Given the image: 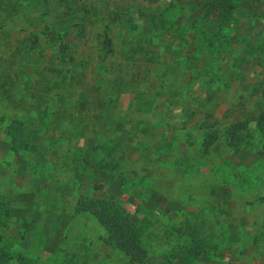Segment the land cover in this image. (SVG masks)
I'll return each mask as SVG.
<instances>
[{"label": "rangeland", "instance_id": "obj_1", "mask_svg": "<svg viewBox=\"0 0 264 264\" xmlns=\"http://www.w3.org/2000/svg\"><path fill=\"white\" fill-rule=\"evenodd\" d=\"M174 1L0 0V264H264V162L231 175L235 155L215 165L203 141L195 154L193 139L215 123L185 132L172 122L201 120L232 68L228 44L212 57L167 33L151 43ZM208 1L180 0L205 13L181 12L177 31L213 30ZM231 1L255 14L239 24L246 39L263 35L264 0ZM112 18L138 29L124 27L118 42ZM212 38L198 42L213 49ZM189 89L190 118L175 103ZM239 110L235 153L252 120Z\"/></svg>", "mask_w": 264, "mask_h": 264}, {"label": "crops", "instance_id": "obj_2", "mask_svg": "<svg viewBox=\"0 0 264 264\" xmlns=\"http://www.w3.org/2000/svg\"><path fill=\"white\" fill-rule=\"evenodd\" d=\"M189 15L192 16V13ZM261 18L264 19V17H261ZM250 21L252 24H256L255 22L256 20H250ZM120 24H121L120 22H112L110 26V30L112 29L114 30V36L116 34V37L118 38V42L119 40H121L120 39L121 33H122V37L124 35V26H121ZM103 28L105 29V26ZM252 30L251 29L248 30V33ZM241 31H244V30H241ZM252 35L253 34L249 35L246 41L248 45H245L243 43H240L238 45H236V43L234 44V47L232 51L230 52V54H232L231 56L232 68L231 69L228 68L229 71L226 74V76L228 75L230 78L226 80V83L223 80L222 87L220 88V90L217 89L218 88L217 81L215 83V86L212 85L211 87L217 90L209 89V91L214 92V94H212L210 102L207 101V104H209V106L207 105L205 111L203 112L202 119L198 120V122L193 121L186 125L179 124L177 118H174L172 120L174 125L178 127L184 126L183 130H185V132L193 130L194 127H197V129H200V127L202 126L201 128L202 130L206 129L204 127L206 124H208L209 121L211 124L215 123L216 125L215 124L213 125L217 127L216 132L209 130V132L211 133L204 132L205 135H199L193 139V142L197 144L195 154L200 153V150L198 149V147L200 146L199 142L203 141L200 143H205L206 139H208L207 146L206 148L203 147V150H207L209 153H211L212 157L210 159L212 160V162L215 163V165L224 163L230 160L232 155H235L233 162L235 161L237 163H240V165L236 164L235 168L232 167L233 171L230 170L231 175H234L235 171H238V172L242 171V169H240L242 166L251 167V165L254 166V165H257L258 163L264 162V134H263L264 133V115L260 114V115H263V117L261 116L260 119H258L259 122L253 116V113H256V111L258 110H261L264 113V34L257 38L256 36L253 37ZM114 38L115 37L111 35V41L113 45L118 46V43L114 41ZM239 48H241L242 51H244L246 55L241 56L238 51ZM260 68H262V70H260ZM192 71L193 70H191L190 73L189 71L184 72L183 75L184 76L186 75V78H190L192 75ZM215 80H217V78ZM189 94L191 96H189ZM196 95H197L196 89H189V90H184V97L187 98L186 100L175 99L176 104L184 106V107L180 106V110L178 114H181V109H182V113H184L187 117L190 118V116L193 114L192 109L190 107V103L192 100L191 98L196 97ZM205 102L206 101L204 100L201 101V103H205ZM259 102L261 103L260 105H259ZM231 107L233 110L231 109ZM235 107L240 109L238 111V113H240L239 119H241V115L244 114V111L247 112L252 118V120L249 121L248 123L250 124V126L247 132V136H248L247 138L249 137L251 138L250 135L254 136V138H251L253 139L252 143H250L249 141L250 138L249 140H247L248 142L245 143L246 151H239L237 153H235L233 150L237 142V140L233 137L238 138V140H240V137L234 133L235 130L233 128H237V127L240 128L241 125L238 124L239 122H236L238 121L237 120L238 116H234ZM231 114H233V117H230ZM252 123L253 125H251ZM207 129H209V127ZM228 130H230V133L232 135L229 134ZM214 133L217 134L218 137L214 138L215 137ZM202 137H204L203 140H202ZM257 141H260L261 144L258 143ZM255 143L256 145H259V149L262 152L258 153L257 148L252 149L255 147ZM184 144H187V143L184 142ZM218 148H220V150ZM243 157L244 159L245 158L246 159L244 160ZM182 159L184 161H187L192 158L188 155V152H187L185 153V156H182ZM247 160L248 161L251 160L250 163H246L245 161ZM204 166L205 165L201 167H204ZM259 175L261 176V179L259 182H261L262 178L264 181V170H262V172ZM257 186L259 188V192L261 193V196H264V188L260 187L259 185ZM239 187L241 186L239 185L238 188ZM253 235H256V234H253ZM252 240L253 239L247 241L245 245L246 250L248 249V244L252 243Z\"/></svg>", "mask_w": 264, "mask_h": 264}, {"label": "trees", "instance_id": "obj_3", "mask_svg": "<svg viewBox=\"0 0 264 264\" xmlns=\"http://www.w3.org/2000/svg\"><path fill=\"white\" fill-rule=\"evenodd\" d=\"M222 1H223L222 4H221L220 0H219V2L217 0H209L207 3L206 9H210V10H208L209 12H211V10H214L216 12V18H212L211 22H210L211 26L213 27V30H211V31H208L207 29L201 30V28H200V29H190L188 31H186V30L177 31V28H176L177 26L175 25L174 20H175V17L178 16L181 12L183 15H187L188 12H191L192 14L194 13L198 17V16L202 15L203 13H205V11L202 8H199L196 10L189 9L188 11L183 10V8H180L177 6V3L180 2V0H175L174 4L168 5V6L178 8L177 11H170L168 13L167 17L163 16L164 12L159 15V17L157 18V22H156L155 26H153V28H152V31L155 33V35L152 36L153 39L150 38L151 43L155 41L154 38L156 39V37L158 36V34L160 32L161 33H167L170 36H172L173 39L179 37V40H180L178 42L179 46L183 47L186 45H191L192 46V52H195V54L198 55V54L203 53L205 56H212V57L214 54L213 53L214 49H216V51H218L219 47H221L223 50V48L226 44L230 45L229 51H232L235 43H236V45H238L240 43L248 45L246 43V41H247L246 35L241 32L239 24L243 23V25L246 24L247 26H249L250 25L249 23H251L250 20H254L255 14L250 15V13L248 11H245V14H244L243 12H241L239 10H235L232 7L233 2L231 0H227V2H226L230 7H224L223 5L225 4V0H222ZM170 3H172V2H170ZM173 14H174V17H173ZM237 15H238V17H237ZM241 16L244 18V20H240ZM111 21L112 22H120L121 26L128 27L130 30L138 29V25L130 19L124 21V20L112 18ZM168 22H169V24H168ZM109 27L105 25V29L108 30ZM54 31H55V29L52 30V33H54ZM109 31H110V29H109ZM232 31L234 33H232ZM185 32L188 34L190 33V37L189 38L185 37L186 41L183 42V38H184L183 34ZM202 32L203 33L213 32V38L210 42H208L209 45L211 47H213V49H207L201 43V40H199V42H198L199 34H201ZM186 33H185V35H186ZM217 34L223 35V38L224 39L227 38V40H221L217 36ZM154 44H155V42H154ZM110 45H111V41H110ZM168 48H169V46H168ZM217 57L218 56H216V58ZM150 58L152 59V57H150ZM216 61L218 63V59H216ZM202 68H204V67H202ZM188 71L190 73L191 69L187 68V70L185 72H188ZM219 71L221 72L220 69L215 70V72H217V73H220ZM207 143H208V139H206L205 145H207ZM257 184L260 185L259 182ZM84 211H86V209ZM128 224H129V227H131L133 229V231H135L131 222H129ZM117 245L119 246V244H117Z\"/></svg>", "mask_w": 264, "mask_h": 264}]
</instances>
